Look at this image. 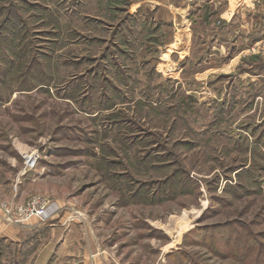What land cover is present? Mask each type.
<instances>
[{
	"label": "rangeland",
	"instance_id": "rangeland-1",
	"mask_svg": "<svg viewBox=\"0 0 264 264\" xmlns=\"http://www.w3.org/2000/svg\"><path fill=\"white\" fill-rule=\"evenodd\" d=\"M0 264H264V0H0Z\"/></svg>",
	"mask_w": 264,
	"mask_h": 264
},
{
	"label": "crops",
	"instance_id": "crops-1",
	"mask_svg": "<svg viewBox=\"0 0 264 264\" xmlns=\"http://www.w3.org/2000/svg\"><path fill=\"white\" fill-rule=\"evenodd\" d=\"M238 11H239V12H242V11H241V9H240V10H238ZM241 23H242V21H241ZM236 30H241V31H242V30H243V28H239V27H237V28L235 29V31H236ZM246 34H247V33H246Z\"/></svg>",
	"mask_w": 264,
	"mask_h": 264
},
{
	"label": "built area",
	"instance_id": "built-area-1",
	"mask_svg": "<svg viewBox=\"0 0 264 264\" xmlns=\"http://www.w3.org/2000/svg\"><path fill=\"white\" fill-rule=\"evenodd\" d=\"M29 163L32 164L33 163V160H30Z\"/></svg>",
	"mask_w": 264,
	"mask_h": 264
}]
</instances>
